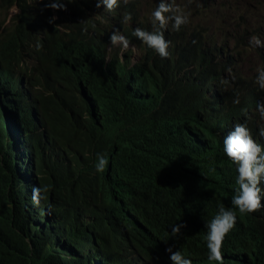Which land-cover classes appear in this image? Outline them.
Wrapping results in <instances>:
<instances>
[{
    "label": "trees",
    "instance_id": "1",
    "mask_svg": "<svg viewBox=\"0 0 264 264\" xmlns=\"http://www.w3.org/2000/svg\"><path fill=\"white\" fill-rule=\"evenodd\" d=\"M203 2L200 14L210 7ZM151 25L137 13L100 32L97 44L78 45L80 56L70 45L76 66L60 68L59 87L38 96L39 151L32 147L28 158L11 144L15 127L0 112V264H128L125 250L131 258L134 249L151 254L169 245L211 264L206 222L220 206L234 208L237 184L216 133L235 109L209 93L225 95L224 68L215 70L203 26L185 23L171 35L172 62L133 35ZM113 32L146 49L138 64L109 49ZM97 153L109 159L99 172ZM34 174L47 186L39 205ZM176 223L185 227L173 237ZM229 235L246 238L253 263L264 257L263 219H249L248 235L236 227Z\"/></svg>",
    "mask_w": 264,
    "mask_h": 264
},
{
    "label": "clouds",
    "instance_id": "2",
    "mask_svg": "<svg viewBox=\"0 0 264 264\" xmlns=\"http://www.w3.org/2000/svg\"><path fill=\"white\" fill-rule=\"evenodd\" d=\"M195 1L199 2L197 8ZM203 1L0 0V112L5 116L9 114L10 123L15 127L17 137H9L11 144L28 158L32 147L39 151L42 106L38 96L52 94L59 87L57 72L60 68L76 66L77 57L82 55L78 45L97 44L100 32L109 33L121 21L139 13L152 25L135 28L133 35L144 43L148 52L155 51L158 56L172 61L175 46L171 35L185 23L201 24L215 70L224 68L221 79L225 95L219 94L217 89H210L209 93L219 98L217 100L232 103L235 109L229 123L216 136L225 157L235 165L237 183L230 195L234 208L220 206L206 222L207 260L211 264H264V257L252 262L245 247L246 238L236 241L227 238L235 227L248 235L249 219L264 220V0L245 1L244 11L223 0H208V12L200 14ZM189 14L192 17L188 20ZM211 23L215 24L209 28ZM110 39L109 49H119L123 60L129 53L133 66L146 53V49L124 33L113 32ZM61 43L66 48L60 52ZM70 45L76 47L78 56L70 52ZM137 50L139 55L135 57ZM83 95L91 98L89 92ZM29 141L32 145L27 144ZM108 163L107 155L97 153L98 172ZM28 169L29 165L21 174H27ZM34 175L32 199L39 205L47 186L40 187L39 176ZM183 227L184 223L171 225L172 236L180 235ZM174 247L176 250L169 245L165 251L151 254L134 249L131 258L126 250L121 255L128 264H141L140 261L144 264H199Z\"/></svg>",
    "mask_w": 264,
    "mask_h": 264
},
{
    "label": "rangeland",
    "instance_id": "3",
    "mask_svg": "<svg viewBox=\"0 0 264 264\" xmlns=\"http://www.w3.org/2000/svg\"><path fill=\"white\" fill-rule=\"evenodd\" d=\"M225 2V4H228V5H234V6H237L238 10L239 11H244L246 8H245V1L247 0H223ZM215 23H211L208 27L211 28L213 27ZM117 45H120V43H117ZM130 45L128 44V47L129 48ZM126 49V48H124ZM139 55V51L137 50L135 52V57H137Z\"/></svg>",
    "mask_w": 264,
    "mask_h": 264
},
{
    "label": "bare ground",
    "instance_id": "4",
    "mask_svg": "<svg viewBox=\"0 0 264 264\" xmlns=\"http://www.w3.org/2000/svg\"><path fill=\"white\" fill-rule=\"evenodd\" d=\"M85 48H86V47H85ZM85 48H84V49H85ZM233 60L235 61L234 57H233Z\"/></svg>",
    "mask_w": 264,
    "mask_h": 264
}]
</instances>
